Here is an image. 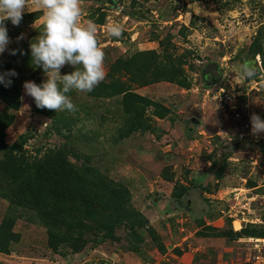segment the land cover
Returning <instances> with one entry per match:
<instances>
[{
  "label": "rangeland",
  "instance_id": "1",
  "mask_svg": "<svg viewBox=\"0 0 264 264\" xmlns=\"http://www.w3.org/2000/svg\"><path fill=\"white\" fill-rule=\"evenodd\" d=\"M81 7V23L92 21L97 27V40L105 53L104 80L109 75V65L119 58L120 63L112 68L126 71L117 70L115 77L123 86L134 87L143 99L122 94L103 99L89 92L71 91L67 95L77 110L55 112L38 108L34 99L25 94L23 83L19 104L10 109L13 119L4 131V141L7 146L15 145L12 147L16 151L25 138L21 152L30 157L37 149L43 151L63 143L66 129L59 127L60 133L47 131L51 120L84 121L83 130L76 132L82 142L77 143L79 155H89L95 166L127 189L129 206L141 224L119 225L111 237H104V233L88 235L90 241L78 252L63 244L53 249L46 229L19 218L17 209L0 196V247L6 248L0 252V264H123L115 260L122 253L136 259L128 264H156L157 248L170 249L161 264H264V250L263 262L256 263L254 256L258 252H253L251 243L254 238H264V185L257 189L260 193L242 190L245 196L255 198L251 205L261 221L247 223L237 232L228 225L218 227L204 221L195 232V220L181 230L179 213L189 212L190 204L173 196L193 182L194 170L202 168L203 162L207 164L206 159L214 163L219 159L220 169L228 174L247 173L256 185L264 181V134L260 133L262 137L258 136L254 143L257 156L253 158L257 162L250 160L254 166L246 157L236 170L224 158L233 151L234 144L224 138L201 139L192 130L197 123L189 121L192 116L202 120L211 113L221 115L220 103L206 95L205 88L224 84L223 79L228 77L242 83L240 116L229 120L241 119L247 113L264 119V0H81ZM4 23L10 42L0 54V61L8 58L17 40H36L42 31L43 14L25 9L18 26L10 20ZM109 24L123 27L121 38L106 35ZM244 66L255 70L251 78L242 72ZM31 70L33 77L27 81L40 85L46 80L41 67ZM60 71L63 75L74 68L65 65ZM127 71H132L133 81ZM139 73L152 82L137 85ZM2 87L0 84V90ZM2 96L0 112L6 106ZM95 122L100 126H94ZM78 124L81 128L82 123ZM116 124L122 129H111ZM246 139L253 144V139ZM69 159L75 160L72 156ZM206 167L207 171L213 169ZM243 201H237V208ZM233 203L216 201L214 218L209 215L207 219L217 218L218 210L226 214ZM177 210L182 211L175 213ZM191 211H195L194 207ZM223 219L227 224L232 217L226 215ZM234 227L238 230L240 223L235 222Z\"/></svg>",
  "mask_w": 264,
  "mask_h": 264
},
{
  "label": "trees",
  "instance_id": "2",
  "mask_svg": "<svg viewBox=\"0 0 264 264\" xmlns=\"http://www.w3.org/2000/svg\"><path fill=\"white\" fill-rule=\"evenodd\" d=\"M31 42L35 41L17 40L6 58L9 61H0V68L3 67L0 74L4 70L6 73L9 70H15L17 73L15 76H6V79L12 81L11 85L0 90L3 93L0 95H3L6 103L0 112V196L17 209L19 218L24 217L43 226L53 249L63 244L78 252L90 241L88 235L99 236L104 233V237H111L119 225L133 227L141 222L135 220L134 212L129 206L127 189L118 186L95 166L89 155H79L77 143L82 142L81 135L77 136L76 132L83 130L84 121L70 118L51 120V123L47 124V131L60 133L59 127H63L66 129V134H63L64 141L56 148L43 151L37 149L34 156L26 157L21 152L25 138L18 143L16 151L12 147L15 145L7 146L5 143L4 131L13 119L10 109L17 108L20 86L34 74L30 73L35 67L31 63V55L27 56ZM28 49L29 51L24 52ZM13 50L15 54H12ZM119 61V58L114 59L111 67L109 65L107 79L94 88L95 92H89L90 96L110 99L122 94L123 97L130 96V99H143V96L134 92V87L123 86L115 77L120 69L126 71V68H112L116 63H120ZM131 72L126 73L132 77L130 81H133L134 75ZM135 80L139 86L152 82L151 78L142 73H139V78ZM212 83L215 82L210 84ZM79 122L82 123L81 128L77 126ZM93 124L100 126V122ZM111 129L122 127L116 124ZM70 156L75 160H70ZM78 160L80 163H77ZM190 186L203 189L193 182ZM186 189L173 195L174 198L181 199ZM193 219L198 220L196 217ZM5 251V247H0V252Z\"/></svg>",
  "mask_w": 264,
  "mask_h": 264
},
{
  "label": "clouds",
  "instance_id": "3",
  "mask_svg": "<svg viewBox=\"0 0 264 264\" xmlns=\"http://www.w3.org/2000/svg\"><path fill=\"white\" fill-rule=\"evenodd\" d=\"M25 9L43 14L42 31L35 42L30 43V50L31 63L41 67L47 77L40 85L25 81V94L34 99L38 108L74 112L76 106L67 94L71 91L91 92L106 77L105 53L97 40V27L92 21L86 25L81 23V0H0V54L10 42L4 22L10 20L18 26ZM106 35L119 39L123 27L109 24ZM65 65H72L75 70L62 75L60 70ZM242 72L246 78H251L255 70L244 66ZM15 75V70L0 74V84L10 86L12 81L6 76ZM250 123L253 135L264 132V119L259 115L253 113Z\"/></svg>",
  "mask_w": 264,
  "mask_h": 264
},
{
  "label": "crops",
  "instance_id": "4",
  "mask_svg": "<svg viewBox=\"0 0 264 264\" xmlns=\"http://www.w3.org/2000/svg\"><path fill=\"white\" fill-rule=\"evenodd\" d=\"M246 94H248L246 92ZM246 103V102H245ZM248 103V102H247ZM249 111V110H248ZM251 113H247L243 118L241 119H232L228 120L224 117L223 112L221 111V115L218 112L211 113L207 118L204 119H194L189 118V121L197 123L194 127H192L193 131H196V134L203 138L207 137H217L224 138L228 140L229 142L233 143V151L231 153H226L224 158L226 159V164L229 166H233L236 170H238L243 163L242 159H247L251 166H254L252 161H250L253 156H257L254 154V143H256L258 140V136L261 138L264 132H262L260 135H253L251 133V123H250V117ZM187 117V116H185ZM196 120V121H194ZM207 121V123H206ZM246 137H249L253 139V144L248 142ZM257 137V138H256ZM211 147V150H215ZM216 151V150H215ZM217 156L220 157V153H217ZM257 158L255 157V162ZM207 160V164L205 162L202 163L203 167L199 168V170L195 169L193 172V184L202 187L203 189H199L193 186H188L185 190L184 194L182 195L181 199L179 200H186L188 204H190V207L188 210H190L187 213H182L177 210L175 213H179L180 219V227L181 230L184 231V225L188 226V222L190 220H194L193 217L198 218V220H195V223H197L195 227V232L199 230L198 224L201 221H204L207 225H214L218 227H224L228 225L227 227H231L235 232L239 231L242 226H245L246 222H241L239 219L232 217L229 222H225L223 219V216H232V214L238 210L239 206H237V203L232 197L233 192L240 186L243 191L244 190H253L254 192L260 193L257 189L264 185V181L258 183L257 185L255 182L251 181L249 178L250 176L247 175V173H241V175H238L237 173L234 174H228L227 172H223L222 169H220V163L219 159L217 160V163L210 162ZM225 161L223 160V163ZM207 165L213 166V169L211 168L209 171H207ZM237 172V171H236ZM245 174V175H244ZM228 176L232 177L229 178ZM210 185V187L207 188V186ZM256 193V194H257ZM191 194H195V197L192 198ZM248 200V204H252V198ZM216 201H223L224 203L228 202H235V204H230L228 210H218L217 218L215 219H207L209 215L213 216V203ZM192 207H194L195 211H191ZM192 212V213H191ZM223 214V215H222ZM239 222L240 228L235 229L234 223ZM187 224V225H186ZM188 236L183 237V240H186ZM256 239V238H254ZM240 241L244 242L246 241V238H241ZM200 247L197 249L199 250ZM159 257L157 258L156 264H161V262L165 261V258L169 251H161L158 248L156 249ZM123 255H118L115 260L122 261L123 264H128L129 260H133V262L136 260L133 256H130L128 253H122ZM131 264V263H130Z\"/></svg>",
  "mask_w": 264,
  "mask_h": 264
},
{
  "label": "built area",
  "instance_id": "5",
  "mask_svg": "<svg viewBox=\"0 0 264 264\" xmlns=\"http://www.w3.org/2000/svg\"><path fill=\"white\" fill-rule=\"evenodd\" d=\"M223 82L224 84L219 82L218 84L210 85L205 88L206 95L216 99L220 103L223 115L226 119L229 120L230 118H238L240 116L239 98L242 92V83L240 80L232 79L231 77L223 79ZM252 159L255 161L254 158ZM244 193L245 192H243L240 188H237L233 192L232 196L236 202L238 200H245L243 201V205L230 217L237 218L241 222L246 223L260 222L261 218L254 215V207L248 204V200L251 199L250 196H245ZM254 199L255 198H252V201H254ZM251 243L253 252H258V254L254 256L255 262L262 263L263 256L261 251L264 250V238L253 239Z\"/></svg>",
  "mask_w": 264,
  "mask_h": 264
},
{
  "label": "water",
  "instance_id": "6",
  "mask_svg": "<svg viewBox=\"0 0 264 264\" xmlns=\"http://www.w3.org/2000/svg\"><path fill=\"white\" fill-rule=\"evenodd\" d=\"M194 121H196V120H194Z\"/></svg>",
  "mask_w": 264,
  "mask_h": 264
}]
</instances>
